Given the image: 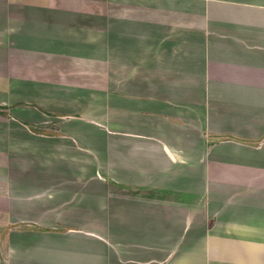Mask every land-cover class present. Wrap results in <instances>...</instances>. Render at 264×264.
Instances as JSON below:
<instances>
[{"label":"crops","instance_id":"obj_1","mask_svg":"<svg viewBox=\"0 0 264 264\" xmlns=\"http://www.w3.org/2000/svg\"><path fill=\"white\" fill-rule=\"evenodd\" d=\"M0 264H264V0H0Z\"/></svg>","mask_w":264,"mask_h":264},{"label":"trees","instance_id":"obj_2","mask_svg":"<svg viewBox=\"0 0 264 264\" xmlns=\"http://www.w3.org/2000/svg\"><path fill=\"white\" fill-rule=\"evenodd\" d=\"M2 109H3V108H1V107H0V113L6 116V114H5V113L1 112V110H2Z\"/></svg>","mask_w":264,"mask_h":264}]
</instances>
